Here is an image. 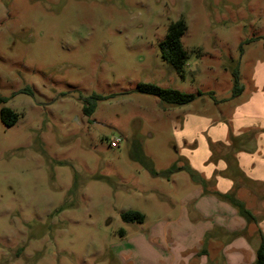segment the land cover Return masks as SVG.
<instances>
[{
  "label": "rangeland",
  "instance_id": "rangeland-1",
  "mask_svg": "<svg viewBox=\"0 0 264 264\" xmlns=\"http://www.w3.org/2000/svg\"><path fill=\"white\" fill-rule=\"evenodd\" d=\"M180 18L183 76L159 51L168 25ZM263 36L264 0H0V109L18 113L12 126L0 121V264H156L136 235L161 254L174 253L172 233L160 225L185 210L198 217L192 201L181 210L190 185L178 179L187 172L168 181L143 163L156 172L187 165L180 156L183 113H228L256 90ZM235 70L242 91L230 97ZM138 83L196 98L164 104L135 91ZM206 92L212 96L198 95ZM93 95L104 99L83 101ZM259 132L240 136L254 146ZM115 138L119 145H110ZM204 187L217 198L212 178ZM231 191L258 226L264 187L235 176ZM129 209L144 221L123 222ZM238 237L252 250L258 244L252 225L242 232L213 226L170 264H240L237 252L241 264H252L254 252L235 246Z\"/></svg>",
  "mask_w": 264,
  "mask_h": 264
},
{
  "label": "crops",
  "instance_id": "crops-1",
  "mask_svg": "<svg viewBox=\"0 0 264 264\" xmlns=\"http://www.w3.org/2000/svg\"><path fill=\"white\" fill-rule=\"evenodd\" d=\"M252 80L256 90H251L250 95L244 100L238 98L237 107L234 108L235 111L217 114L215 117L214 115H205L202 111H195V108H189L187 113H183L182 123L179 124L180 148L182 150L180 156L190 169L198 174L200 173L204 180L212 178L214 188L221 193L232 190L235 176L248 177L252 183L256 182L257 185L264 187V72L262 73L260 68L254 71ZM249 128L260 130L254 139V146L252 141L247 143L244 140H239L237 143H230V133L232 136L238 137ZM216 143L219 145L213 148L210 147L211 144ZM235 148L237 149L235 150ZM231 154L234 156L235 161L231 159ZM185 175L184 178L181 177L178 180L180 183L184 181L186 187L190 185V191L184 197L185 204L181 205V210L183 211L186 204L192 201V207H190L192 212L196 213L195 216L198 217L196 219L189 218L188 214L190 213L185 210L174 221H166L163 225H160L165 229L166 226L169 227L175 241H173L174 245L178 249H175L174 253L161 254L150 244L151 239H140L139 237H143L141 235L135 236V238L138 237L136 241L140 243L141 248L145 249L144 246H146L152 257L155 256L156 264H161L162 259L169 257V255L172 259L167 263H172V260L176 263V255L190 250L198 240L210 233L213 226L225 227L226 231L230 232H242L249 225H252L255 230L259 228L264 233V218L260 219L258 226L254 223H247L244 219L234 220L233 214L239 216L230 204L220 201L212 195L203 194L202 186L193 183L188 174ZM171 176L175 177L176 172L167 178L168 181L172 179ZM248 190L253 193V190L249 188ZM211 208L212 212H210ZM159 237L162 241V236L159 235ZM177 240H179V243ZM235 243V246L241 247V250H250L251 252H255L254 250L257 247L252 250L250 243L247 240L245 241L244 237L236 238ZM241 250L238 249L237 251ZM127 253L129 255V252ZM234 256H236L235 261L238 263L240 261L241 264L242 256L240 253L237 252ZM133 264L139 263L134 260Z\"/></svg>",
  "mask_w": 264,
  "mask_h": 264
},
{
  "label": "trees",
  "instance_id": "trees-1",
  "mask_svg": "<svg viewBox=\"0 0 264 264\" xmlns=\"http://www.w3.org/2000/svg\"><path fill=\"white\" fill-rule=\"evenodd\" d=\"M186 30V25L183 19H177L171 22L166 31V35L162 41L159 42V51L161 58L166 61L169 66L179 75L183 76L184 74V66L186 62V58L188 56V52L183 46L181 42V37ZM264 41V36L262 37ZM264 46V42H263ZM232 87L230 90V97L238 96L241 91L242 87L239 84V77L237 70L233 71L232 74ZM135 91L150 95L157 98L161 103L170 104V105H185L189 104L195 100L196 95L193 93H187L183 91H179L177 89L165 88L160 87L158 85L152 83H138L136 86ZM198 95H208L209 97L212 96L211 92L206 93H199ZM101 100L104 99V96L101 95H93L89 98H84L83 101L87 100ZM6 101V98L0 96V103ZM92 104L89 106H84L83 111L86 115H90L92 110ZM18 120V113L10 108L2 107L0 109V121L3 125L9 127L16 123ZM256 130L254 133H250L251 135H255ZM252 137V136H251ZM230 143H237L239 140L243 141L241 136L234 137L229 135ZM216 144H211L210 147H215ZM239 148V147H237ZM235 148V150L237 149ZM241 148V147H240ZM239 148V149H240ZM234 153V152H232ZM231 159L235 161L234 156L230 155ZM234 164V162H233ZM144 167L153 175V176H160L164 178H168L172 173L176 171L184 170L187 172L190 180L193 183L200 184L202 186V193H206L205 191V180L200 178L197 173L191 170L188 166L180 167L177 166L175 163L170 165L167 169L156 172L151 168L150 163H143ZM233 191H230L225 194H221L219 192H214V195L222 201L228 202L236 211L237 214L242 217L247 223H254L258 222V218L254 215L248 208H245L243 202L239 199H235L232 196ZM121 219L125 223H142L144 221V214L137 211V210H126L121 213ZM123 230L119 229V234L122 235ZM257 236H258V244L254 252V260L252 264H264V233L257 229Z\"/></svg>",
  "mask_w": 264,
  "mask_h": 264
},
{
  "label": "built area",
  "instance_id": "built-area-1",
  "mask_svg": "<svg viewBox=\"0 0 264 264\" xmlns=\"http://www.w3.org/2000/svg\"><path fill=\"white\" fill-rule=\"evenodd\" d=\"M119 143H120V139L119 138H115V139L110 141V145H112V146H118Z\"/></svg>",
  "mask_w": 264,
  "mask_h": 264
}]
</instances>
